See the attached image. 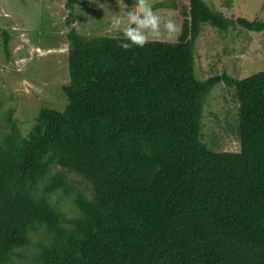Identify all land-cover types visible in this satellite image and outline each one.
Wrapping results in <instances>:
<instances>
[{
    "label": "trees",
    "instance_id": "trees-1",
    "mask_svg": "<svg viewBox=\"0 0 264 264\" xmlns=\"http://www.w3.org/2000/svg\"><path fill=\"white\" fill-rule=\"evenodd\" d=\"M79 1L67 2L66 107L41 109L28 137L0 135V264H14L44 226L53 239L39 264H264V70L195 74L204 24L264 32V20L185 0L174 38L122 49L113 36L75 28ZM220 82L239 100L236 152L202 138L204 105ZM53 163L89 181L95 197L52 173ZM58 191L75 194L80 215L54 203Z\"/></svg>",
    "mask_w": 264,
    "mask_h": 264
},
{
    "label": "rangeland",
    "instance_id": "rangeland-1",
    "mask_svg": "<svg viewBox=\"0 0 264 264\" xmlns=\"http://www.w3.org/2000/svg\"><path fill=\"white\" fill-rule=\"evenodd\" d=\"M69 0H0V30L9 35L8 52L0 32V135L28 137L43 108L63 110L68 98L63 86L69 81ZM134 0H126L129 7ZM164 20L171 18L178 28L171 35L161 25V35L149 39H171L180 29L177 19L185 0H151ZM212 9L236 19L264 20V0H206ZM119 10L117 0H80L75 5V28L83 35L113 36L108 18ZM264 70V32L234 25L219 31L202 26L195 47V74L201 81L227 72L242 79ZM11 117V119H10ZM239 100L224 82L210 92L203 112L202 138L214 151H239ZM51 172H63L76 192L93 199L92 184L81 175L53 163ZM75 194L62 191L52 199L70 217L80 215ZM52 231L44 226L32 234L31 244L22 246L14 264H39L42 245L52 242Z\"/></svg>",
    "mask_w": 264,
    "mask_h": 264
},
{
    "label": "clouds",
    "instance_id": "clouds-1",
    "mask_svg": "<svg viewBox=\"0 0 264 264\" xmlns=\"http://www.w3.org/2000/svg\"><path fill=\"white\" fill-rule=\"evenodd\" d=\"M119 10L108 18V28L113 38L119 41L122 49L133 46L143 48L150 43V37L161 35V25L169 35L174 33L178 26L171 18L164 20L153 7L151 0H134L129 7L126 0H117Z\"/></svg>",
    "mask_w": 264,
    "mask_h": 264
}]
</instances>
